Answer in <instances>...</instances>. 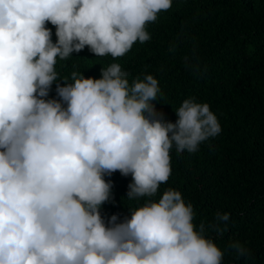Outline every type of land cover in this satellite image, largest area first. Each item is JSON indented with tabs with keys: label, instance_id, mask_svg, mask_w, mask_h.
Listing matches in <instances>:
<instances>
[{
	"label": "clouds",
	"instance_id": "obj_1",
	"mask_svg": "<svg viewBox=\"0 0 264 264\" xmlns=\"http://www.w3.org/2000/svg\"><path fill=\"white\" fill-rule=\"evenodd\" d=\"M172 2L0 0V264H222L206 232L222 237L229 213L197 228L179 191L166 189L119 223L113 215L105 226L100 215L110 199L106 175H131L128 200L151 198L171 175L173 146L194 153L221 132L207 103L185 99L175 123L166 121L153 104L157 79L130 86L118 63L99 79L73 72L72 83L57 84L59 100L44 99L58 79L57 58L85 47L122 57L150 39L146 26ZM226 250L251 258L239 240Z\"/></svg>",
	"mask_w": 264,
	"mask_h": 264
},
{
	"label": "trees",
	"instance_id": "obj_2",
	"mask_svg": "<svg viewBox=\"0 0 264 264\" xmlns=\"http://www.w3.org/2000/svg\"><path fill=\"white\" fill-rule=\"evenodd\" d=\"M45 27L55 43V27ZM146 30L148 41H137L116 59L96 57L87 47L66 60L57 58L58 79L44 99L59 100L56 86L72 83L73 72L99 79L101 69L118 63L129 73L130 86L137 77L157 79L160 92L153 104L164 120L175 123V111L193 98L209 105L221 132L194 153H178L173 146L171 175L151 198L128 200L131 175H106L110 199L100 208L105 226L113 215L117 223L130 219V209L148 199L158 202L171 188L192 205L197 228L214 222L216 213H229L222 237L206 232L224 252L222 264H264V0H173ZM185 56L194 67L184 63ZM230 240L247 246L251 258L236 259L226 250Z\"/></svg>",
	"mask_w": 264,
	"mask_h": 264
}]
</instances>
